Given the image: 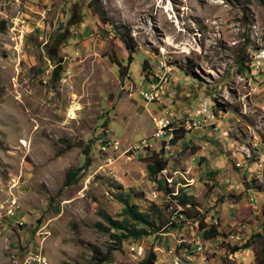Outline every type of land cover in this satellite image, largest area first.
<instances>
[{"label":"rangeland","instance_id":"obj_1","mask_svg":"<svg viewBox=\"0 0 264 264\" xmlns=\"http://www.w3.org/2000/svg\"><path fill=\"white\" fill-rule=\"evenodd\" d=\"M119 194L154 229L109 250L106 218L130 222ZM94 250L102 264L264 259V0H0V264H96Z\"/></svg>","mask_w":264,"mask_h":264},{"label":"trees","instance_id":"obj_2","mask_svg":"<svg viewBox=\"0 0 264 264\" xmlns=\"http://www.w3.org/2000/svg\"><path fill=\"white\" fill-rule=\"evenodd\" d=\"M90 8H92L95 12L98 13L100 17L104 16V13L102 10H100L98 7H96L92 2L88 5ZM56 43H54V46L50 49L48 48V51L46 53L48 59L50 62L54 65V68L51 73V79L53 82H56L61 73H62V59L58 58L56 54L53 52L54 50L58 49L61 40H55ZM179 140L178 137L174 136L170 140L171 145H175L177 141ZM88 160L86 161L85 165L77 168L73 171H70L66 174L65 181L63 185L65 187L70 186L72 184H76L80 178H82V175L84 171L89 166ZM167 166V160L163 155L160 156H154L150 159V163L148 165L149 174L152 177H156L165 167ZM117 199L123 204V215L128 218L130 222H123L119 223L118 221H114L110 218H106V223L109 226V228L104 229V231L109 234V237L111 240L115 241L114 245H111L109 250H113L116 248H120L123 241H127L129 239H132L133 241H139L144 237H148L154 229V225L151 223L149 219V215L147 213L140 212L138 209V206L129 203L128 198H122V195H117ZM179 204L182 207H185L187 205L194 207L195 204L192 202L191 198L187 195H182L179 199ZM138 226H141L140 228ZM198 230L202 233V237L205 240H210L213 238H217L219 236V233L217 232L216 228L214 226H208L206 225L203 220L197 221ZM102 229V227H101ZM119 231H121L119 233ZM95 256L94 259L96 260V264H102L104 262L108 261L107 255H102L98 250L93 251ZM156 261L155 254L150 253L149 256L143 261V264H154ZM258 264H264V259L259 260Z\"/></svg>","mask_w":264,"mask_h":264},{"label":"built area","instance_id":"obj_3","mask_svg":"<svg viewBox=\"0 0 264 264\" xmlns=\"http://www.w3.org/2000/svg\"><path fill=\"white\" fill-rule=\"evenodd\" d=\"M153 91H150L148 93H144L143 94V97L144 99L146 100H152L153 99ZM154 122H155V126L157 127V129L159 130V132L161 133L162 131H165L168 127V122L164 121V120H161V119H154Z\"/></svg>","mask_w":264,"mask_h":264},{"label":"bare ground","instance_id":"obj_4","mask_svg":"<svg viewBox=\"0 0 264 264\" xmlns=\"http://www.w3.org/2000/svg\"><path fill=\"white\" fill-rule=\"evenodd\" d=\"M176 264H177V262H176Z\"/></svg>","mask_w":264,"mask_h":264}]
</instances>
